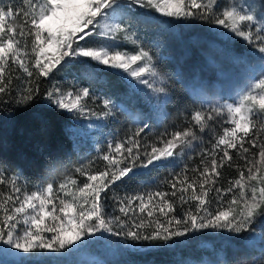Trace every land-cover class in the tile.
I'll return each instance as SVG.
<instances>
[{
	"label": "snow or ice",
	"instance_id": "6c2138e0",
	"mask_svg": "<svg viewBox=\"0 0 264 264\" xmlns=\"http://www.w3.org/2000/svg\"><path fill=\"white\" fill-rule=\"evenodd\" d=\"M134 9L227 30L258 54L247 82L231 102L202 101L182 125L154 140L142 136L151 130L142 122L58 184L31 190L0 167V264H9L7 257L13 264H65L64 257L105 241V234L172 246L177 238L212 230L255 248L254 227L264 223V0H0V105L26 106L43 95L77 117L115 118L111 99H102L99 111L89 106L101 99L89 87L53 85L41 94L42 78L75 59L117 71L130 84L135 81L134 89L143 85L166 118L172 99L167 82L125 22ZM93 36L113 43L90 45ZM120 36L135 47L120 50ZM193 155L199 160L190 167ZM157 169L171 170L165 190L118 194L121 186ZM226 169L236 175L227 176ZM235 264H264V247L258 262Z\"/></svg>",
	"mask_w": 264,
	"mask_h": 264
},
{
	"label": "rangeland",
	"instance_id": "374dc122",
	"mask_svg": "<svg viewBox=\"0 0 264 264\" xmlns=\"http://www.w3.org/2000/svg\"><path fill=\"white\" fill-rule=\"evenodd\" d=\"M129 15V14H128ZM138 17L145 29H153L155 31L154 37L150 40H144L136 27L130 22V17L125 21L131 27L134 38L138 39L139 45L150 51L153 56L154 63L158 72L165 78L166 87L170 94V76H176L179 82L183 81L187 84L189 90L194 93L202 101L205 100H219L224 102L228 100L231 102L235 98L240 89L247 82L250 75L249 69L255 66V57L258 55L239 38L227 33V30L219 27L208 25L198 20H183L170 17L161 16L154 11L145 12L143 9H134L130 14ZM81 44L84 42L81 41ZM88 43L93 46L100 44L113 43L105 37L93 36L88 39ZM115 43L120 50L131 51L135 46L130 42L124 41L120 36ZM165 49L168 57L163 54ZM161 61L169 65L175 63L181 67L180 72L174 70L169 71L166 64L160 65ZM65 68L69 70L64 80L59 87L62 90H70L77 86L89 87L100 100L95 103L89 101V106L100 110L101 100L104 98L111 99L116 107L115 118L98 121L95 119H88L85 117H77L73 114L70 132L74 138L75 145L80 151L94 149L106 151L107 144L115 139L126 138L136 127L142 122L149 123L151 117H161L156 110L155 97L151 94L149 89L143 85H138L137 88H132L131 84L135 81L122 79L120 74L104 66L96 65L95 62L81 63L79 60H72L65 64ZM95 69V71H93ZM176 80V79H175ZM176 80V81H177ZM138 99H142L146 104L141 108H136L139 105ZM150 118V119H149ZM122 123L126 125L125 129L119 132L112 131L107 128L109 122ZM92 127H88L89 124ZM108 129V130H107ZM148 139V132L142 134ZM196 156L193 155L192 158ZM96 166V165H95ZM22 184H25L20 180ZM28 185V184H27ZM34 190L35 187H30ZM2 187V186H0ZM157 188H146L144 191L155 190ZM162 190V187L159 186ZM262 234V235H261ZM107 239L100 241L106 247L115 246L119 251L128 249H141L139 245L125 242L123 237H113L105 234ZM248 234H244L247 236ZM253 235L262 239L264 237V223L258 222L254 227ZM233 239L240 241V237L227 232H217L212 230H205L189 234L187 237L177 238L178 243H186L195 240L207 241L211 239ZM264 242V239H262ZM264 247V245H263ZM72 257V255H69ZM261 257V249L255 251L250 255V260L258 262ZM217 257H209L203 253L201 257L195 258L193 255H187L183 261H170L165 264H221L217 261ZM5 259L0 257V260ZM9 264H13L14 258L7 257ZM99 261L100 264H110L113 261L111 254H107L105 250L99 248H90L82 258L73 256L69 264H84V261Z\"/></svg>",
	"mask_w": 264,
	"mask_h": 264
},
{
	"label": "trees",
	"instance_id": "16d2710c",
	"mask_svg": "<svg viewBox=\"0 0 264 264\" xmlns=\"http://www.w3.org/2000/svg\"><path fill=\"white\" fill-rule=\"evenodd\" d=\"M128 17L144 40H150L154 37L155 31L145 29L140 22L136 21L140 20L138 17L130 14ZM162 52L168 57L165 49ZM163 64H166V68L169 67V71L174 70L178 73L181 70L179 64L169 65L164 61L158 64L159 69L160 65ZM67 72L69 70L65 68L64 64L54 71L50 79L42 78L41 94L53 85L59 86ZM168 75L171 82L169 95L172 99L165 106L166 118L152 116L149 120L151 130L146 129L149 134V141L154 140L166 130L171 131L182 125L188 113L194 108L200 107L202 102L199 96L189 90L186 83L179 82L175 75H173L174 77ZM15 83L19 84L20 81ZM145 104L142 99H138L137 105L139 106L136 108H142ZM72 122L71 114L55 108L46 98H43V95L26 106L0 105V167L6 168L9 174L18 175L21 181L32 188L38 185L43 186L48 182L58 184L65 175L73 174L76 167L86 165L98 154L94 149L80 151L76 147L70 132ZM126 125H128L127 122ZM126 125L111 121L107 128H111L116 134V132L125 129ZM208 139L209 137L205 135L204 146H209L207 144ZM198 160L199 157L194 156L187 163L191 167L198 163ZM102 164V161L96 162V166H102ZM182 166L183 162L176 167L175 171L179 172ZM170 171V169L153 170L150 174L140 177L137 182L128 186H121L117 190L118 194L123 196L132 191H144L146 188L156 186H161L162 190H165L163 181L166 178L170 179ZM225 172L230 177L236 175L234 170L226 169ZM260 236L256 237V246L253 249L242 248V240H233L236 238L195 240L175 243L172 246L158 242L150 244L146 241H130L123 238L125 242L139 245L142 248L135 250L124 248V251L121 252L115 246H104L105 244L100 241L93 243L90 248L103 249L107 254H111L113 261L110 264H165L170 261H183L187 255L199 258L203 253L212 258L217 257V261L221 264H235L238 260H250V255L263 247L264 242ZM89 249L79 255L64 257L65 264H69L73 256L82 258Z\"/></svg>",
	"mask_w": 264,
	"mask_h": 264
}]
</instances>
